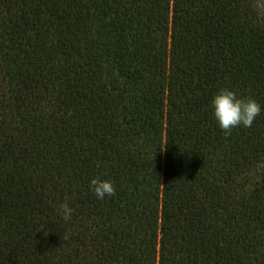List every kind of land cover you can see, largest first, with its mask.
Returning <instances> with one entry per match:
<instances>
[{
  "label": "trees",
  "instance_id": "obj_1",
  "mask_svg": "<svg viewBox=\"0 0 264 264\" xmlns=\"http://www.w3.org/2000/svg\"><path fill=\"white\" fill-rule=\"evenodd\" d=\"M0 264H264V0H0Z\"/></svg>",
  "mask_w": 264,
  "mask_h": 264
},
{
  "label": "clouds",
  "instance_id": "obj_2",
  "mask_svg": "<svg viewBox=\"0 0 264 264\" xmlns=\"http://www.w3.org/2000/svg\"><path fill=\"white\" fill-rule=\"evenodd\" d=\"M210 106L217 125L226 135L237 126L251 127L261 113V105L254 99L239 97L228 88H221L215 93L210 100ZM89 187L98 200L114 196L116 191L111 180H102L98 177L90 180ZM59 212L63 220L69 221L73 209L67 203H61ZM67 238L66 235L65 239Z\"/></svg>",
  "mask_w": 264,
  "mask_h": 264
}]
</instances>
